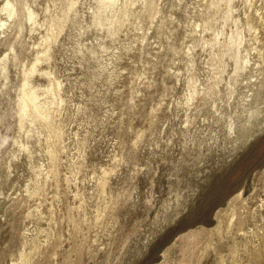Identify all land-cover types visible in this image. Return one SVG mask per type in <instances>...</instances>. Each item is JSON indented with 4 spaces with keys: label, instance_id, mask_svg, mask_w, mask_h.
Wrapping results in <instances>:
<instances>
[{
    "label": "rangeland",
    "instance_id": "rangeland-1",
    "mask_svg": "<svg viewBox=\"0 0 264 264\" xmlns=\"http://www.w3.org/2000/svg\"><path fill=\"white\" fill-rule=\"evenodd\" d=\"M8 1L0 264H264V0L234 3L256 65L236 82L208 65L202 0H11L15 21ZM38 58L45 120L21 111Z\"/></svg>",
    "mask_w": 264,
    "mask_h": 264
},
{
    "label": "bare ground",
    "instance_id": "bare-ground-1",
    "mask_svg": "<svg viewBox=\"0 0 264 264\" xmlns=\"http://www.w3.org/2000/svg\"><path fill=\"white\" fill-rule=\"evenodd\" d=\"M235 1L236 0H202V3H204V7L201 12L200 24L197 25L196 28L200 29V31L197 33L200 42L210 47V58L208 60V65L213 70H217V72H219L220 70L224 71V58H229L235 65L233 80L236 82L240 73L249 70V68L254 69V66L256 65L252 64L253 60L251 59V50H248L244 47L247 41L246 33L241 20L236 19L234 16L236 12L234 6ZM128 2L129 1H126V4ZM110 4L111 0L108 2L109 7H111ZM72 6V3L69 4V8H72ZM128 6L129 5L127 4L124 8L117 11V23H121L123 21V18H126L125 16L128 15ZM16 7L17 6L13 1H8L7 8L4 10L7 14L8 19H12L13 21H15V19L18 18ZM147 11L152 14L155 11L153 8L152 0L149 2V9L146 10V12ZM27 20L33 25L36 23V14L34 11L27 9ZM230 22H232L234 25L233 29L228 28V24ZM99 25H103L101 21H99ZM247 27L249 31H253L252 37H254V40L259 41L258 34L254 30V27L249 23H247ZM253 51L261 52V50H257V47H254ZM262 58L264 64V57ZM40 60L41 59L38 58L36 63L25 74V85L22 96L21 111L22 115L25 117H31L33 115L35 119L45 120L48 119L47 110L45 108V105L40 102L38 91L31 84V78L38 71L37 64ZM7 62L8 61L5 60L2 63L3 70L6 69ZM260 66L261 65L259 64L258 67ZM197 78L198 77H196L194 73L191 79H189L190 83L188 82V84L190 89V99L195 98V96L197 95ZM213 84L214 83H212L211 85ZM217 84L218 83L216 82L213 86H217Z\"/></svg>",
    "mask_w": 264,
    "mask_h": 264
},
{
    "label": "snow or ice",
    "instance_id": "snow-or-ice-1",
    "mask_svg": "<svg viewBox=\"0 0 264 264\" xmlns=\"http://www.w3.org/2000/svg\"><path fill=\"white\" fill-rule=\"evenodd\" d=\"M78 2V0H77ZM134 6V5H133ZM176 212H181L183 211V207L182 206H177L176 209H175ZM162 225H154V230L158 231L159 230V227H161Z\"/></svg>",
    "mask_w": 264,
    "mask_h": 264
}]
</instances>
